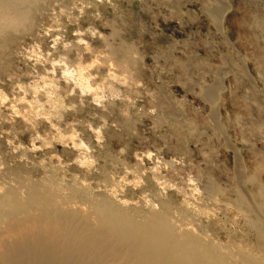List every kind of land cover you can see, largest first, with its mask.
Returning <instances> with one entry per match:
<instances>
[{
  "label": "rangeland",
  "instance_id": "obj_1",
  "mask_svg": "<svg viewBox=\"0 0 264 264\" xmlns=\"http://www.w3.org/2000/svg\"><path fill=\"white\" fill-rule=\"evenodd\" d=\"M43 1L34 25H44L55 6ZM123 6L130 23L145 28L131 30L129 39L145 55L143 79L153 99L143 103L153 114L122 126L113 121L118 130L108 133L94 167L82 161L84 169L14 152L2 138L0 187L17 185V174L36 182L58 175L101 193L116 185L121 201L143 209L169 200L210 238L230 247L236 240L258 255L245 214H259L240 205L239 191L252 193L264 214V0H125ZM26 38L13 34L0 47V78L20 71ZM0 131H8L2 119ZM206 184L216 187L211 196Z\"/></svg>",
  "mask_w": 264,
  "mask_h": 264
},
{
  "label": "clouds",
  "instance_id": "obj_2",
  "mask_svg": "<svg viewBox=\"0 0 264 264\" xmlns=\"http://www.w3.org/2000/svg\"><path fill=\"white\" fill-rule=\"evenodd\" d=\"M125 0H55L44 25H34L8 0H0V34L27 38L19 47L20 71L0 78V119L7 146L42 162L84 169L125 122L152 115L143 79L145 55L131 30ZM137 124L136 126H138ZM24 137H27L25 142ZM91 170V169H89ZM133 190L139 184H131Z\"/></svg>",
  "mask_w": 264,
  "mask_h": 264
},
{
  "label": "bare ground",
  "instance_id": "obj_3",
  "mask_svg": "<svg viewBox=\"0 0 264 264\" xmlns=\"http://www.w3.org/2000/svg\"><path fill=\"white\" fill-rule=\"evenodd\" d=\"M42 1L8 0L32 23ZM13 34L3 31L0 47ZM16 178L17 185L0 187V264H264V214L241 187L240 205L259 214H245L258 255L236 240L230 247L210 238L169 200L140 209L116 197V185L101 193L58 175L44 182ZM203 189L210 196L216 191L211 184Z\"/></svg>",
  "mask_w": 264,
  "mask_h": 264
}]
</instances>
